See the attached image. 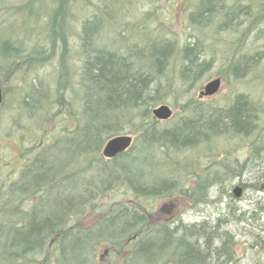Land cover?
<instances>
[{
  "label": "trees",
  "instance_id": "16d2710c",
  "mask_svg": "<svg viewBox=\"0 0 264 264\" xmlns=\"http://www.w3.org/2000/svg\"><path fill=\"white\" fill-rule=\"evenodd\" d=\"M145 1L153 5L167 0H135L133 4ZM171 2L185 4L189 27L194 30L210 27L215 18H221L219 29L235 27L238 24L233 22L240 14H250L249 5L239 7L238 12H226L223 0ZM0 3L5 15L18 19L16 24L0 28L3 92L0 112L7 95L3 89L5 82L33 74L47 63L57 61L52 89L34 76L27 90L15 94L21 115L28 123L14 120V125L16 122L21 126L14 139L22 142L19 157L23 163L17 173L8 175L7 184H0V264H88L97 247H108L107 253L127 248L130 256L149 262L160 257L158 262L162 264H230L236 244L221 231L223 224L184 229L153 227L142 207L102 203L117 191L136 201L186 196L179 179L160 181L154 177L183 173L194 184L186 192L196 203L205 201L204 191L220 183L205 173L199 177L197 171L199 167L204 172L211 171L218 164L213 157L205 159V156L203 162L194 158L181 163L179 155L209 145L217 137H249L257 129L254 103L239 95L230 107L219 109L187 100L174 124L162 128L164 124L152 116L153 106L163 101L159 78L168 62L177 56L183 82L196 81L207 66L199 60V41L178 46L167 37L171 35L167 24L157 20L153 22L154 28L146 31L144 23L158 14L148 11L141 15L139 24L125 23L121 25L124 30L112 32L110 39L114 43L119 39L125 42L123 33L128 34L129 30L132 34L139 32L140 42L130 43L128 50L119 54L107 45L98 46L101 18L93 15L80 19V32L73 35L70 14L76 6L88 9L97 5L95 10L107 17V22L117 24V19L124 21L120 18L121 10L131 5V0H3ZM108 3L117 9V15L108 11ZM37 20L42 23L38 29L41 35L32 40L33 29L39 25ZM255 26L251 25V29ZM16 30L21 34L13 35ZM140 61L147 65L136 67L135 63ZM75 62L79 63V70L76 75H70ZM243 66L245 63L240 66L237 63L232 73L235 75ZM54 107L56 112L47 116ZM58 116L64 118L65 124L57 132L43 130L47 118L55 123ZM35 123L41 133L33 135L31 128ZM126 132L134 136L131 147L113 159H104L102 149L107 141ZM28 140L30 147L23 144ZM257 151L258 148L254 150L256 154ZM147 167L149 172L145 171ZM250 187L260 192L256 185ZM89 212L91 216L98 212L97 224L89 231L81 230L76 225ZM251 216L256 228L264 233V208L256 206ZM229 243L234 245L228 246ZM252 246L264 258V234L254 236Z\"/></svg>",
  "mask_w": 264,
  "mask_h": 264
},
{
  "label": "rangeland",
  "instance_id": "374dc122",
  "mask_svg": "<svg viewBox=\"0 0 264 264\" xmlns=\"http://www.w3.org/2000/svg\"><path fill=\"white\" fill-rule=\"evenodd\" d=\"M134 2L135 0H131V5H125L122 8L121 11L123 12L120 18L124 19V21L119 22L117 19V24L107 22V17H104L103 14L95 10L94 7L97 5L88 7V9L87 7L76 6L70 14V18L73 16L74 22L73 30L70 33L76 35L80 32V19L92 18L93 15H96L101 18L99 28L102 30L98 34V46L107 45L115 50V52L122 54L124 49L128 50L130 43L140 42L139 32H133L132 34L129 30L128 34L127 32L123 33V36H126L125 42L120 41L121 39L116 37L119 40L115 41V43L112 41V38L110 39L113 36L112 32L116 33L120 31L118 29L124 30L125 27L121 25L125 23L133 24L138 22L139 24L141 15H144L148 11L158 13L157 18H152V21L144 23L146 31L154 28V20H157L158 23L161 21L166 23L168 29L171 31V35L169 34L167 37L174 39L178 46L188 41H199V60L207 64L205 71L198 76L196 81L183 82L180 71L181 62H179L177 56L168 62L166 70L159 78L162 87L159 91L161 92L163 101L152 108L153 110L160 105H166L172 111V117L168 121L162 122L164 125L161 127L168 128L174 124L182 114V105L187 100L199 101L220 109L230 107L234 103L236 96L244 95V100L254 103L255 108H257L255 116L257 129L249 137H232L229 135L217 137L209 145L200 146L195 150L184 151L179 155L181 163L194 158L203 162V160L213 157L216 164H218L213 169H209L211 171L204 172L201 167L197 171L200 172L199 177H203L205 173L209 178L218 179L220 183L216 186H210L204 191L205 201L201 203H196L192 196L186 192L188 188L193 189L194 184L190 176L183 173V175L169 174L170 177L168 178L179 179V184L184 186L183 192L186 196L176 195L170 199L157 198L145 201L140 200V202L139 200H133L130 195L125 196L122 192L117 191L116 194H110L106 197L102 204L122 203L133 208L140 206L149 214L151 222L157 224L175 219L174 222L178 224L180 222L186 226H190L189 224L193 222L207 220L213 226V223L219 218L221 222L217 224L225 222L221 231L230 235V238L236 244L234 252L236 256L242 259L241 263L263 264V256L257 254L256 248H253L252 245L253 237L256 235L262 236L264 233L260 232L259 228H256L257 224L253 223L251 214L256 206L264 208V193L254 192L250 186L256 185V188H259L264 183V19L259 20L262 17L264 18V0H223L226 12H238L239 7L242 8V6L249 5L250 14L239 15L237 13L239 17L233 22V24H238L235 27L219 29L222 25V22H220L221 18L220 20L219 18H215L212 20L210 27L200 30H194L192 27H189L187 21L189 11L185 7V4L173 3L171 0L153 5L147 1L139 5L133 4ZM110 4H106V7L108 5V11L117 15V12H115L117 9H112L109 6ZM2 9L0 7V28L3 29V25L7 27L12 23L16 24L18 19L12 20L8 15L4 14ZM253 19L255 21L252 22ZM2 22L5 24H2ZM36 22L39 25L33 29L32 40H34V37L41 35L38 29L42 23L40 20ZM30 24L34 25L33 22ZM254 24L256 26L251 29V25ZM6 33L11 34L7 30ZM16 33L21 34L19 30L14 31L12 34L15 35ZM190 36L192 38H189ZM244 57L249 58L244 59ZM137 63L135 64L138 68L139 65L143 66L146 64L144 61ZM237 63L238 66L245 63V66L241 70L238 69L239 71L234 75L232 71ZM73 66L70 75L71 73L72 75H76L80 67L78 62L73 63ZM56 72L57 61L53 60L40 67L33 74L18 78L14 77L12 80L4 83L3 89L7 91V95L5 96L4 109L0 112V184H7L9 182L8 175L14 171L17 173V170L23 163L19 157V148L22 142L14 139L17 130L21 126H18L16 122L14 125V120H17L19 124H27L28 121L24 115H21L22 110L20 111L18 108L17 96L19 92L23 93L27 90V85L34 76L38 80H42L41 83L44 85L48 84L52 89ZM214 79H220L221 81L218 93L210 98L199 99V92L208 82ZM76 107L78 108L77 105ZM76 107L75 109H77ZM56 110L57 108L54 107V109L48 111L47 116L50 117ZM64 124V118L60 116L55 118V123L54 119L52 123L47 118L46 123L43 125V130L47 129L57 132ZM31 131L33 135L40 134V126L35 123ZM122 135H130L134 139V136L127 132ZM23 144L31 146L30 140L23 142ZM256 148H258L257 154L254 152ZM204 156L206 157L205 159ZM196 168L197 166L194 167V169ZM149 169L147 167L145 171L149 172ZM236 187L242 190L239 198L233 196V190ZM162 208H165L169 213L162 212ZM257 212L258 214L260 213L259 210ZM90 214V212L87 213L85 219L80 218L76 226L81 230L89 231L93 229L97 223L92 224V219L88 218ZM243 214L245 215L243 216ZM97 215L98 212L93 216L96 217ZM227 215L230 218H227ZM183 224L181 225L184 226ZM107 249L108 247H97L93 256L91 255L88 264H162L161 261L158 262L160 257L156 258V260H153L155 259L153 258L149 262L145 259L140 260L141 258L139 257L130 256L131 254L127 248H117L119 251H111L110 253H107Z\"/></svg>",
  "mask_w": 264,
  "mask_h": 264
},
{
  "label": "water",
  "instance_id": "95a60500",
  "mask_svg": "<svg viewBox=\"0 0 264 264\" xmlns=\"http://www.w3.org/2000/svg\"><path fill=\"white\" fill-rule=\"evenodd\" d=\"M220 89V80L214 79L208 82L203 89L199 93V97H212L214 96ZM2 90L0 88V105L2 103ZM172 111L166 105H160L159 107L152 110L153 118L158 122H165L168 121L172 117ZM132 144V137L127 135H119L112 137L107 141L103 150L102 156L103 158L110 160L115 158L116 156L122 154L123 152L127 151ZM259 191L264 193V183L259 186ZM242 190L239 187H236L233 190V196L235 198H239L241 196ZM89 219H92V224L98 221L99 216H89ZM85 219V217L83 218Z\"/></svg>",
  "mask_w": 264,
  "mask_h": 264
},
{
  "label": "bare ground",
  "instance_id": "6f19581e",
  "mask_svg": "<svg viewBox=\"0 0 264 264\" xmlns=\"http://www.w3.org/2000/svg\"><path fill=\"white\" fill-rule=\"evenodd\" d=\"M255 105V104H254ZM127 136H130V135H127ZM132 137V136H131ZM132 143H133V138H132ZM132 145V144H131ZM131 147V146H130ZM103 150V149H102ZM126 152V151H125ZM124 153V152H123ZM154 177H156L155 179H157V180H167L168 181V177H165V178H163L164 177V175L163 176H159V175H154ZM171 187V186H170ZM169 187V188H170ZM202 201L200 200L199 201V203H201ZM229 217V215H227V218ZM230 218V217H229ZM230 220V219H229ZM218 222H221V220L218 218V219H216V222H214L213 223V225L214 226H219V225H222V224H224L225 222H222V223H219V224H217ZM181 224H183V223H181ZM202 224H204L205 226L206 225H210V221H207V220H204V221H202ZM184 226V228H186V225L185 224H183ZM225 241H226V237H225V239H224ZM231 245H234V244H228V246H231ZM233 252H234V249H233ZM164 253V252H163ZM164 254H166V253H164ZM156 256H158L159 255V252H157L156 254H155ZM231 256H232V258H231V260H230V264H242L241 263V261H242V259H240L239 258V256H236V254H235V252H234V254L232 253L231 254Z\"/></svg>",
  "mask_w": 264,
  "mask_h": 264
},
{
  "label": "flooded vegetation",
  "instance_id": "af4514ba",
  "mask_svg": "<svg viewBox=\"0 0 264 264\" xmlns=\"http://www.w3.org/2000/svg\"><path fill=\"white\" fill-rule=\"evenodd\" d=\"M161 211L162 212H165L166 214H168L169 213V211H167V210H165V208H162L161 209ZM175 221V219H172V220H170V221H168L167 222V220L165 221V222H160L159 224H157V223H152L151 222V224L153 225V227H178V228H183L184 229V227L181 225V223L179 222V224L178 223H176V222H174ZM190 226H196V227H198V228H203V227H206V226H208V225H204V224H202V222H193L192 224H189ZM204 225V226H203ZM188 226H186V228H187ZM154 232H157L156 231V229H154Z\"/></svg>",
  "mask_w": 264,
  "mask_h": 264
}]
</instances>
